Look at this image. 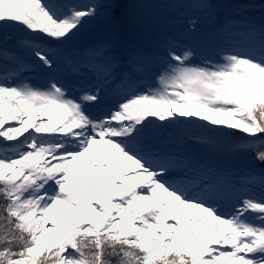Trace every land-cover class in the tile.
<instances>
[{"label": "snow or ice", "instance_id": "1", "mask_svg": "<svg viewBox=\"0 0 264 264\" xmlns=\"http://www.w3.org/2000/svg\"><path fill=\"white\" fill-rule=\"evenodd\" d=\"M138 6L0 0V264H264V172L236 182L211 159L213 136L238 137L230 151L264 165V0L239 5L243 18L223 26L233 46L219 62L195 64L170 38L154 57L161 87L93 117L104 87L74 94L57 74L63 64L131 84L150 62L134 57L120 71L119 36L85 49L86 63L69 45L99 17L123 27ZM188 23L194 32L198 20ZM178 125L202 131L162 147Z\"/></svg>", "mask_w": 264, "mask_h": 264}, {"label": "rangeland", "instance_id": "2", "mask_svg": "<svg viewBox=\"0 0 264 264\" xmlns=\"http://www.w3.org/2000/svg\"><path fill=\"white\" fill-rule=\"evenodd\" d=\"M69 2L80 7L87 5L82 2H75L74 0H69ZM151 2H153V0H138L139 6L131 10L130 19L132 20V25L136 27L134 33L131 34V42H134L135 46H139V51L147 53L150 51L151 47H155L160 52L161 46L170 38H174L179 41L182 48L190 47L194 51L195 55L193 57V63L199 64L202 59L205 58L211 60L212 62H219L221 54L230 48L223 47L221 54L218 55L209 53L206 50H199L195 44V37L198 36L196 35V30L194 32L189 31L188 21L189 19H192L194 15L190 11L184 12L182 17L183 19H180L175 14L174 10L163 11L158 10L157 8L154 10ZM146 16L148 21L144 19ZM150 20L152 24L150 23ZM136 25H138L139 28ZM157 49L150 51L152 55L150 57L152 60L148 61L150 63L143 59L146 63H148L147 70L142 73H133L131 84L128 82L121 83L119 79L105 84L103 77L98 76V72L95 70L89 71L87 69H81L80 74L78 75L74 71L73 67L65 66L63 64L61 65V70L57 74L56 78L59 79L61 83L67 85L74 94H78L77 89L79 86L91 87L98 84L102 85L104 87V93L106 94V103L102 106V108L89 109V113L93 117L100 116L102 114H106L108 110L115 105L117 99L122 98L126 94L134 91L145 92L149 88L159 89L161 87L157 77L160 69L162 68V64L154 59V57L159 53ZM69 52L74 56L76 61L80 63L87 62V58L83 55V53H80V51L75 52L69 50ZM135 53L139 55L132 45L128 44L125 40L119 37V41L117 42V46L114 49L113 54L124 64V67H122L120 71H131L127 62L131 61L134 57H139L136 56ZM139 58L142 59L141 56ZM33 83H40L39 78L34 79ZM199 122L206 123L204 121ZM5 127H7V125ZM29 131L31 132V129ZM172 136L173 135L170 133L165 132L163 134V138L159 139L158 142L162 147L168 148L174 146L172 143L173 141L182 138L180 136ZM19 139H23V137H20ZM2 140L3 138H0V141ZM10 143H15V141ZM218 150L221 157L217 164L222 168L231 171L233 173L234 181L239 182L240 178L246 174L243 166L244 157L251 154L238 152L234 153L230 151L228 144L225 143L220 144ZM260 191L261 190L259 188L256 189L257 195H259Z\"/></svg>", "mask_w": 264, "mask_h": 264}, {"label": "trees", "instance_id": "3", "mask_svg": "<svg viewBox=\"0 0 264 264\" xmlns=\"http://www.w3.org/2000/svg\"><path fill=\"white\" fill-rule=\"evenodd\" d=\"M75 2H82L85 4L94 3L95 0H74ZM194 0H153L152 8L156 10H174L175 14L181 19L183 17L184 12L190 11L195 19L198 20L196 24V36L195 44L199 50L207 51L209 53H213L215 55L221 54V50L223 47H231L233 46V41L229 40L225 35L223 26L229 21H239L243 18L239 5L246 3L247 0H210L213 7L207 13H202L193 7ZM259 0H257V3ZM143 13V12H142ZM256 19L259 20V13H254ZM146 21H148L147 16L144 17ZM183 19V18H182ZM132 20L129 18L128 21L125 22L124 26L121 28H117L115 25L109 23L105 17H99L95 21L86 25L85 28L81 31L80 36L69 45L70 51H75L83 53L85 49H91L97 46L98 44L104 42L105 40L111 39L113 36H119L125 42L132 45L136 52L139 53L135 55L141 56L142 59L146 60V62L152 60L150 58L152 55L150 51L155 50L157 48L151 47L150 51L141 52L139 51V46L131 42V34L134 33L136 27L132 25ZM151 23V20H150ZM152 24V23H151ZM138 28L139 26L136 25ZM235 30V28H233ZM158 51V49H157ZM159 52V51H158ZM155 120L156 118H149ZM198 123H201L197 121ZM157 123H160L157 121ZM214 127V126H209ZM159 131L152 129L150 132ZM200 129L195 128L191 125H178L170 130H165V132L170 133L171 135L177 137H183L186 134L191 133H199ZM164 132V133H165ZM245 134H238V136H242ZM172 136V137H173ZM214 140L219 141L220 144L225 143L226 141L230 142H238L237 138H223V137H212ZM220 147V146H219ZM219 149V148H218ZM221 154L219 150L215 151L211 154V159L216 163L219 162ZM244 170L246 173L255 170L257 173L264 172V165L259 164L255 161L254 157L251 155H246L244 157Z\"/></svg>", "mask_w": 264, "mask_h": 264}, {"label": "bare ground", "instance_id": "4", "mask_svg": "<svg viewBox=\"0 0 264 264\" xmlns=\"http://www.w3.org/2000/svg\"><path fill=\"white\" fill-rule=\"evenodd\" d=\"M30 132V131H29ZM28 133H25L24 135H27Z\"/></svg>", "mask_w": 264, "mask_h": 264}]
</instances>
